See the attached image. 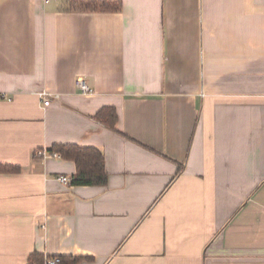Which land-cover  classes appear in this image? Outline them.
Wrapping results in <instances>:
<instances>
[{
    "label": "crops",
    "instance_id": "crops-1",
    "mask_svg": "<svg viewBox=\"0 0 264 264\" xmlns=\"http://www.w3.org/2000/svg\"><path fill=\"white\" fill-rule=\"evenodd\" d=\"M121 1L0 0V264H264V0Z\"/></svg>",
    "mask_w": 264,
    "mask_h": 264
},
{
    "label": "trees",
    "instance_id": "trees-1",
    "mask_svg": "<svg viewBox=\"0 0 264 264\" xmlns=\"http://www.w3.org/2000/svg\"><path fill=\"white\" fill-rule=\"evenodd\" d=\"M122 7L121 0H71L70 9L85 11H118ZM98 119L105 122L112 129H116L117 114L114 108L108 109L106 113L100 112ZM49 151L59 153L61 157L72 159L76 162L77 170L71 176L73 185H105L108 181L109 173L106 168L105 155L101 149L95 146H81L77 144H54ZM183 164L179 168L174 179L183 171ZM19 167L13 165H0V170L15 171ZM39 257L41 260H39ZM60 263L66 262L67 257L60 256ZM31 261L43 264L40 254L31 255ZM76 261V258L73 259Z\"/></svg>",
    "mask_w": 264,
    "mask_h": 264
},
{
    "label": "built area",
    "instance_id": "built-area-1",
    "mask_svg": "<svg viewBox=\"0 0 264 264\" xmlns=\"http://www.w3.org/2000/svg\"><path fill=\"white\" fill-rule=\"evenodd\" d=\"M44 1H49V0H44ZM76 84H77V87H79L81 89V91L83 93H85V94H90V93L94 92V88L91 87L89 85V83L86 81V79L83 78V77H78L77 80H76ZM42 95L45 98L44 104L48 105L50 103V101H51L50 98H49L50 93L43 92ZM37 153L38 154H46V153H48V151L39 150V151H37ZM53 154H56V152L53 153ZM59 178L65 183H69L70 182V178L68 176H66V175H63V176H61ZM60 261H61L60 256H56V257L48 259V264H58V263H60Z\"/></svg>",
    "mask_w": 264,
    "mask_h": 264
}]
</instances>
